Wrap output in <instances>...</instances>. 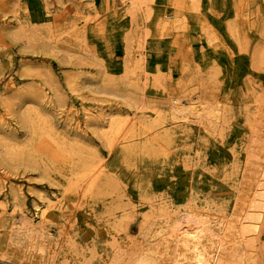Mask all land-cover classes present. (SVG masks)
Listing matches in <instances>:
<instances>
[{
    "label": "rangeland",
    "instance_id": "obj_1",
    "mask_svg": "<svg viewBox=\"0 0 264 264\" xmlns=\"http://www.w3.org/2000/svg\"><path fill=\"white\" fill-rule=\"evenodd\" d=\"M151 1L149 3L154 9L149 21L153 27L158 28V15L162 14L161 11L164 8L170 6H165L167 0ZM234 3L233 0H212L205 3L203 12L208 14L206 17L208 20H204L202 24H198V18H187L190 25L188 43L193 45L190 47H193L195 53L202 52L199 39L201 25L204 28L203 31L219 32L231 50V55H228L227 51L214 53L212 48L206 45L203 49L208 53L207 60L203 61L198 57L200 60L197 61L200 64L197 69L201 67L200 69L203 71L199 79H193L184 84L187 76L186 73L181 72L180 54L174 49L175 46L168 47V45L158 42L153 37V31H150L143 43L144 57L147 62H156L153 65L160 66L162 85L156 88L150 81L148 83L141 81L143 75H140L139 81L138 74L136 76L138 82L128 81L142 87L135 91L137 92L136 96L142 95L150 106L161 107L163 110H167L170 102L169 94L173 93L179 94L184 103L190 98L193 101L201 99L206 102H214L216 106H221L224 110L225 121L221 123V134L208 137L210 140L202 148L200 154L194 153L193 147L196 149L197 142L185 145V140H182V144L171 150L172 159L164 160V163L157 164L148 170L151 179L149 189L148 184L140 188L138 176L136 177L133 173L135 170L128 168L124 163L113 160V157L108 155V161L113 163L116 169V173L112 177L117 179L118 183L122 181L121 188L114 194H101L97 196L98 198L84 196L83 190L81 191L83 186H79L77 190L65 191L67 171L58 169L54 164H51L42 152L34 156L22 154L15 160L8 161L2 157V149H0V264H110L116 252L132 253L144 243L145 238L149 237L147 232L150 229L147 228L150 226L154 228L153 224L155 220H158L151 216L152 213L158 214L161 209L174 211L181 208L186 198L185 193L190 190L195 191L203 200H214L221 205L231 206L235 200L233 179L230 178L232 171L235 172L236 166H241V169L244 167L247 155L253 153L254 156H259L264 152L259 149L258 140H251L256 136L253 135L254 132L250 128L254 123L251 122V112L256 108L253 99L258 94L264 97V70L255 69L251 64L254 48L257 43L260 44L264 41L263 33L255 27V22L259 28L264 25V0H253L249 5L247 12L250 14L251 22L249 25L242 24L246 27V40H248L245 50H240L225 28L226 23L233 22L236 18ZM92 4L103 10L102 0H92L91 3H88V0H0V131L5 135L15 132L20 134L21 141L25 139L18 118L10 114L8 110V101L12 96L18 92L29 93L30 90L37 92L44 87L43 89L49 93L45 97L46 101L44 98L41 105L61 136L64 135L71 140L75 137V133L80 134L78 143L75 145L80 149L83 159L90 160L92 159L90 156L107 155L108 151L103 145L102 139L91 127L85 125L82 112L84 109L92 107L91 109L96 114L95 105H97L98 99L116 100L115 107L119 111L133 109L129 102L122 97L90 91L84 83L82 84L81 78L85 75H89V77L96 75L95 77H97L98 67L86 62L80 63L82 65L80 68V64L76 63L74 58L71 60L68 57L73 52L62 53L55 47V42L61 37L64 38L67 31L72 30L73 26L80 27L83 24L82 16L85 12H92ZM121 7L122 5L119 4L118 9L121 10ZM104 18L103 15L101 19L105 20ZM125 19L127 21L125 20L120 26L111 28L107 25L104 34L108 33V41L104 44L108 43L109 51L107 46H104L100 41L101 38L97 37L98 34L87 35L88 38H86L94 48L102 46L101 54L104 62L108 68L110 67V71L118 76H124L126 67L127 52L124 37L130 28V18L125 17ZM261 33L262 35H260ZM136 51L133 49L132 52L134 62L138 61ZM190 58L193 60L194 57L190 56ZM201 61L203 62L200 63ZM66 62H71V64ZM195 69L192 68V70ZM209 74H214L216 77ZM77 76L81 78L78 79ZM70 80L78 82L75 89L68 86ZM47 83L58 84L60 88L58 94H55ZM126 85L124 83L123 87L128 90ZM58 96H61L59 100L56 98ZM50 100L53 106L50 102L48 105ZM147 111L149 114L151 113V110L147 109ZM133 115L137 116V112L134 110ZM68 116L77 119L82 125V129L75 127V124L66 125L65 121ZM255 125V128H260L263 124L258 121ZM196 126L193 124L192 137L198 140L202 131L200 127ZM30 140L26 138L24 143ZM252 147L255 148L252 150ZM187 151L190 152L189 155L186 153ZM256 159L258 158L251 157V161L255 162ZM63 192L66 194L65 211L63 210L64 212L60 216H54L50 230L57 236L56 239H61L65 242L64 245H69V250L66 252L55 251L53 244L49 243L52 256H50L51 259H47L48 261L35 253L26 254L23 247L27 241L25 242L22 235L19 236V230L16 231L12 228V215L15 216L14 220L17 222L31 220L36 223L38 222L35 218L36 205L40 203L41 198L39 196L62 194ZM119 202L120 204H115ZM105 207L107 209L109 207V213ZM118 207L120 208L118 209ZM151 208H153L152 211ZM111 209L112 211H110ZM145 212L151 217L148 219L149 222L144 219L145 216H148ZM121 216L124 217L121 218ZM144 222L148 223L145 225ZM120 224L121 226H119ZM119 227H123V230ZM12 230L14 234L17 233L14 235ZM12 235L14 239L10 237ZM16 236L18 237L16 238ZM259 236L261 238L259 237L258 245L251 253L250 264L253 262L254 264H264V227ZM20 239L23 240V244H15V242H20ZM135 243L137 244L135 245ZM114 249L115 253L113 254Z\"/></svg>",
    "mask_w": 264,
    "mask_h": 264
},
{
    "label": "bare ground",
    "instance_id": "obj_2",
    "mask_svg": "<svg viewBox=\"0 0 264 264\" xmlns=\"http://www.w3.org/2000/svg\"><path fill=\"white\" fill-rule=\"evenodd\" d=\"M150 1L151 0H102L103 4L101 6L103 10H100L99 6H94L92 4V12L88 11V13H86L84 11L86 14L84 13L82 16L83 24L80 27L73 26V28H71L72 30L67 31L68 33L64 38L61 37V40L59 39L55 42V47L59 52L67 54L73 52L69 54L68 57L71 58V60L74 58L76 63L82 64L87 62V64L98 67L97 77H95L96 75L90 77L89 75H85V78L82 77V79L80 76H77L78 79L81 78L82 84L84 83L90 91L122 97L129 102L131 109L137 112L136 116L133 115V110H116V100L109 101L108 99L97 100V105H95L96 114H94V111L91 109L92 107L84 109L82 113L84 115L85 125L91 127L102 139V143L108 151L107 155L95 156L93 154L94 156L89 155L92 159H83L80 149L75 145L78 143L80 134L77 135L75 133V137L71 140L64 137V135L61 136V133L56 130L55 126L50 121V117L41 105L43 99L47 97L49 93H47L43 87L37 92L33 90H30L29 93L18 92L8 101V110L10 114L18 118L21 128L23 129V136H25L24 140H26V138L31 140L24 143L25 141L23 139L21 141L19 133L13 132L11 135H5L0 131V149H2L1 155L3 158L8 161H13L22 154L34 156L42 152L46 155L51 164H54L58 169H65V171H67L65 191L77 190L79 186H83L82 189L80 188L81 191L83 190V195L87 198H94L101 194H114L121 188L120 184L122 181L120 180L121 183H118L119 181L112 177L116 173V169L114 168V164L108 161V155L112 156L113 160L124 163L128 168L135 170L133 173L136 177L138 176L140 188L148 184L149 189L151 179L148 170L157 164H161L164 160L172 159L171 150L182 144V140H185V145H192L191 142H197L196 149L195 147H193V149L195 150V154H200L202 148H204L210 140L208 137L221 134V123L225 121L223 114L224 110L221 106H216L214 102H210L209 100V102H206L201 99L193 101L192 98H186V103H184L179 94L173 93L169 94L170 102L167 110H163L161 107L150 106L147 100L145 101L143 99L142 95L136 96L137 92L135 91L142 87L136 83L128 82L129 80L138 82L136 78L138 74L139 77L143 75L141 81L146 83L150 81L156 88L162 85L160 66L153 65L156 64V62H147L144 57L145 51L143 43L146 35H148L150 31H153V37L158 42L164 43L168 45V47H172V45L175 46L174 49L180 54L181 72L186 73L185 75L187 76L184 84L193 79L200 78V74L203 71L200 69L201 67L197 69V66H200L197 61L200 59L203 61H205L204 59L207 60L208 53L204 52L203 49L206 45L210 46L214 53H218V51H227L226 53L231 55V50L227 46L222 35L214 30L209 32L203 31L204 28L202 25L199 30V39L201 40L200 49H202V52L195 53L193 47H190L193 45L191 43L189 45L188 43L190 25L187 18H198V24H202L204 20H208V18H206L208 14L203 12V9L205 3L211 2L212 0H167L165 6L170 7L164 8L163 11H161L162 14L158 15V28L153 27L152 23L149 21L154 9L153 6L150 5ZM233 1L235 2L233 8L236 18L233 22L226 23L225 28L233 40L238 44L240 50H245L248 40H246V27L242 26V24L247 23V25H249L251 22L249 18L250 14L247 11L253 0ZM91 2L92 0H88V3ZM119 4L122 5L121 10L118 9ZM103 15L105 16V20L101 19ZM67 16L70 15L67 14ZM125 17L130 18V28L124 37L126 40L125 49L127 52L126 67L124 76H118L116 73H112L110 67L108 68V65L104 62V58L101 54L102 46L96 49L90 42H87L88 40L86 38H88L87 35L93 36L94 34H98L99 36L97 35V37L101 38L100 41H102L104 46H107L109 51L108 43L104 44V42L108 41V33L106 35L104 34L107 30V25L111 26V28L120 26L125 20L127 21ZM47 18L49 19V17ZM255 27L261 30L264 35V25L259 28L255 22ZM262 33L260 35H262ZM133 49H136V53H138L136 57L138 61L136 62L132 60V57H134L132 53ZM254 49L251 64L255 69L264 70V41L260 44L257 43ZM247 50H249L248 47ZM190 56L194 57L192 58L193 60H191ZM198 57L200 59H198ZM71 62L66 63L71 64ZM191 63L194 64L191 65ZM81 64L80 68L82 67ZM192 68L196 69L192 70ZM214 74L209 75L214 77L216 75ZM140 79L141 77L139 81ZM124 83L127 84L128 90L124 89ZM76 84H78L76 80H70L68 86L75 89ZM49 86L55 94H58V91H60L58 84L50 83L48 84V87ZM258 95L253 99L256 108L251 112V122L254 123H251L252 125L250 124L252 126L250 128L252 132H254L253 135H255L256 138L253 136L255 139L253 137H251L253 139H250L258 140L260 144L258 145L260 146L259 149L264 151V97L260 96L261 94ZM60 97L58 96L56 98L59 100ZM49 102L51 104V100L48 101V105ZM55 109L59 110L57 108ZM147 109L151 110L150 114ZM258 121L263 125L260 126V128H255V123ZM65 123L68 126L70 124H75V127L82 129V125L79 121L72 116H68ZM193 124L200 127L202 131L198 140L192 137ZM190 139L191 141H189ZM254 148L255 147H252V150ZM186 153H188V151ZM189 154L190 152L188 155ZM252 154H246L247 158L245 157V160L247 161H245L246 164L242 169L241 166H236L235 172L232 171L231 173L230 178L233 179L232 185L235 197L231 206L226 204L221 205L214 200H203L195 191L190 190V192L185 193L186 198L181 208H177L174 211H169L168 209H161L160 211L158 209V214L152 213L151 216L158 220H155L153 224L155 225L154 228L151 226L147 228L150 229V231L148 230L149 232H147L149 233V237L145 238L144 243L141 242L142 245H139V248H136L134 251L130 250L133 251L132 253H115L114 249L113 254H115L110 264H250L252 261L251 253L256 249L258 239L259 237L261 238L259 234L264 227V152L259 154V156H254L255 154ZM252 156L258 159H256L255 162L254 160L251 161ZM185 163L187 164V162ZM252 172L253 174H251ZM65 195L64 192L62 194L40 195V203L36 205L35 218L38 221L36 223L31 220L17 222L14 220L15 216L12 215V228L16 231L19 230V236L22 235V238H25V242L27 241L23 247L26 254L35 253L42 259H51L50 256H52V251H50L49 243L53 244L55 251L60 250L66 252L69 250V245H64L65 242L61 241V239H56L57 236L50 230V225L54 222V216H60L65 211ZM121 196L120 198L123 197ZM115 204L118 205L120 202ZM119 208L120 207H118V209ZM108 209L107 213H109ZM152 209L153 208H151V211ZM12 210L14 211L13 207ZM115 210L117 209L115 208ZM110 211H112V209ZM146 215L148 214L146 213ZM112 217L114 218V216ZM123 217L124 216H121V218ZM144 219L148 220L151 219V217L148 215L145 216ZM118 221L121 222L122 220L120 219ZM149 221L150 220H148V222ZM144 223L145 225L147 224L146 222ZM119 226H121V224ZM119 228L123 230V227ZM10 237L14 239L13 235ZM17 237L18 236H16V238ZM22 242L23 240L15 242V244L22 245ZM136 244L137 243H135V245ZM54 254L56 255V253ZM257 256H259V254H257Z\"/></svg>",
    "mask_w": 264,
    "mask_h": 264
}]
</instances>
